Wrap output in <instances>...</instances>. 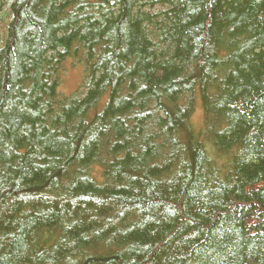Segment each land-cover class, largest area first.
Here are the masks:
<instances>
[{
    "label": "trees",
    "instance_id": "1",
    "mask_svg": "<svg viewBox=\"0 0 264 264\" xmlns=\"http://www.w3.org/2000/svg\"><path fill=\"white\" fill-rule=\"evenodd\" d=\"M0 264H264V0H0Z\"/></svg>",
    "mask_w": 264,
    "mask_h": 264
},
{
    "label": "rangeland",
    "instance_id": "2",
    "mask_svg": "<svg viewBox=\"0 0 264 264\" xmlns=\"http://www.w3.org/2000/svg\"><path fill=\"white\" fill-rule=\"evenodd\" d=\"M6 0H4L5 2ZM2 5V3H1ZM85 78V71L84 69L82 70L81 66H70L68 67L66 73H63V77H62V82H61V86H60V90L63 94L71 96L75 93H77L79 86L81 85V83L83 82ZM204 112L203 107H202V103L199 100L198 101V106L196 108V111L194 113L193 119L195 118V121L197 123H201L203 120V116H202V112ZM196 114V117H195ZM194 121V126L197 130H199L202 126H199L198 124H196V122ZM204 121V120H203Z\"/></svg>",
    "mask_w": 264,
    "mask_h": 264
},
{
    "label": "bare ground",
    "instance_id": "3",
    "mask_svg": "<svg viewBox=\"0 0 264 264\" xmlns=\"http://www.w3.org/2000/svg\"><path fill=\"white\" fill-rule=\"evenodd\" d=\"M66 258H68V257H66Z\"/></svg>",
    "mask_w": 264,
    "mask_h": 264
}]
</instances>
